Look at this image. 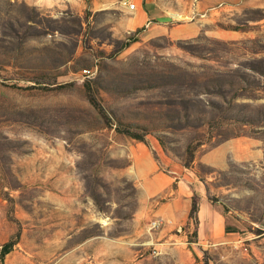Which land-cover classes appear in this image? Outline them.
<instances>
[{"label": "rangeland", "instance_id": "obj_1", "mask_svg": "<svg viewBox=\"0 0 264 264\" xmlns=\"http://www.w3.org/2000/svg\"><path fill=\"white\" fill-rule=\"evenodd\" d=\"M154 1L130 32L138 0H0V264H264V0ZM238 138L207 187L244 228L155 227V176Z\"/></svg>", "mask_w": 264, "mask_h": 264}, {"label": "crops", "instance_id": "obj_2", "mask_svg": "<svg viewBox=\"0 0 264 264\" xmlns=\"http://www.w3.org/2000/svg\"><path fill=\"white\" fill-rule=\"evenodd\" d=\"M124 4L128 13V2ZM158 17L162 19L163 12L154 0H138L135 15L128 19L124 25L128 31L134 32L149 27L154 20H158ZM260 153L256 141L247 138L234 139L210 150L199 160L214 169V177L212 173L207 183L196 171L195 162L189 167L178 162H171L170 174L158 173L152 183L154 187L150 189V195L167 192L169 197L154 214L157 222L161 220V222L168 223L165 232L171 231L174 227L181 229L182 225L190 221L192 197L197 195L199 200L198 239L204 244H220L230 239L228 236L234 235L231 232L244 228V222L239 219L233 220L234 211L229 209L225 203H215L209 199L207 184L217 181L218 173L229 174L234 163L256 161L260 158ZM174 185L176 187H172Z\"/></svg>", "mask_w": 264, "mask_h": 264}, {"label": "trees", "instance_id": "obj_3", "mask_svg": "<svg viewBox=\"0 0 264 264\" xmlns=\"http://www.w3.org/2000/svg\"><path fill=\"white\" fill-rule=\"evenodd\" d=\"M139 139V138H138ZM142 140V138H141ZM144 141V140H142ZM194 158H191L190 162L184 164L186 167H189L190 166V163L193 161ZM197 198L194 200V203H193V207H192V211L190 213V218L191 219H194L196 220V225L198 224V218H196V213L198 212V203H197ZM11 248H12V245L11 244H7L4 246L3 248V251L1 253V259H3L7 254H9L11 252Z\"/></svg>", "mask_w": 264, "mask_h": 264}, {"label": "built area", "instance_id": "obj_4", "mask_svg": "<svg viewBox=\"0 0 264 264\" xmlns=\"http://www.w3.org/2000/svg\"><path fill=\"white\" fill-rule=\"evenodd\" d=\"M128 6H134L135 10L137 9V4L136 3H128ZM94 72L93 70H90L89 72H83L84 77H91L93 76ZM158 225V222H154V226L156 227Z\"/></svg>", "mask_w": 264, "mask_h": 264}, {"label": "bare ground", "instance_id": "obj_5", "mask_svg": "<svg viewBox=\"0 0 264 264\" xmlns=\"http://www.w3.org/2000/svg\"><path fill=\"white\" fill-rule=\"evenodd\" d=\"M85 72H89V71H85Z\"/></svg>", "mask_w": 264, "mask_h": 264}]
</instances>
